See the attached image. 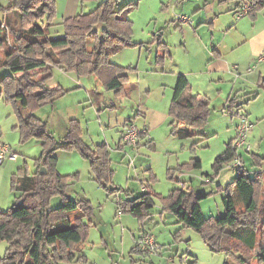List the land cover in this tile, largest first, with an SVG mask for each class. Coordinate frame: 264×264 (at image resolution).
Returning a JSON list of instances; mask_svg holds the SVG:
<instances>
[{
  "label": "rangeland",
  "instance_id": "374dc122",
  "mask_svg": "<svg viewBox=\"0 0 264 264\" xmlns=\"http://www.w3.org/2000/svg\"><path fill=\"white\" fill-rule=\"evenodd\" d=\"M53 1L52 26L47 29L40 22L34 34L59 36L63 34V19L88 13L102 0ZM117 1L118 5L129 1L136 3L129 13L131 40L141 43L124 47L110 58L111 62L125 67L120 91L106 89L94 75H78L75 71H64L52 66L45 85L56 87L63 93L58 94L53 101L29 109L45 122L52 136L56 170L66 175L69 182L67 195L73 199L86 198L90 201L94 226L89 241L93 243L86 242L85 247H80L76 254H81L83 250L90 264H187L185 259H193L194 264H223L225 254L212 252L196 230L177 223L175 215L165 208L161 197L174 189H191L195 194L203 195L199 199L202 213L207 219H213L223 213L222 198L229 190L236 209L243 208L232 183L238 169L228 163L215 175L213 163L223 151L224 143L231 137L234 140L233 128L246 117V121L251 124L248 135L250 150H242V156L247 154L250 157L243 162L250 176H254V172L264 171V86L252 88L260 93L256 99L247 98L244 92L249 90L247 86L250 80L255 81L258 73L248 76L249 80L241 76L236 85L240 89L238 97L242 98L238 108L235 104L228 109V104L221 107L222 104L218 106L215 103V109L210 110L201 129L183 125L192 133L187 137H178L170 132V80H174L176 73L187 69L190 57H203L199 52L206 34L200 28L197 30L201 21H204L201 22L204 25L208 24L217 15L213 19L215 28L209 30L213 36L212 42L224 43L222 51L225 56L239 65L238 60H246L249 54L248 45L241 41L242 33L250 35L256 29L264 31V11L258 13L255 29L252 30L253 20L248 14L237 18L236 12L226 11L229 3L217 5V0H208L210 2L205 6V0ZM5 2L0 0V4L4 5ZM198 6L203 8L198 10ZM200 10L207 16L200 15ZM179 16L189 21H178ZM45 19L46 16L41 17L44 22ZM0 22L1 30L7 36L0 46L1 61L4 50L12 45L14 35L26 26L21 24L19 11L5 10L4 7L0 8ZM236 42L240 44L231 49ZM258 69L262 71L260 85H263L264 65L256 59L249 70ZM44 74L45 69H35L28 73V77L39 80ZM5 75L12 73L0 63V79ZM224 78H216L214 82L222 95L227 92L232 81L229 76ZM90 93L95 96L93 104ZM127 121H131L139 131L146 130L144 135L139 133L138 148L132 149L127 145L119 148L121 132ZM72 123L80 129L75 136L90 150L103 143L108 147L112 173L105 184L96 178L80 147L69 142L73 139L68 134L69 126L73 128ZM43 141L38 136L21 139L16 105L5 100V91L0 83V145L8 149L0 162V211H6L14 203L16 192L11 187L12 177L23 172L33 173L37 169L43 153ZM250 152L257 155L258 162L252 163L254 157ZM12 153L16 155L14 158L9 157ZM196 159L200 161V167L192 166ZM260 181L256 192L259 202L263 199L264 189V181L261 178ZM145 186L156 193L153 205L148 209L149 216L139 219L129 211L121 212L118 202L143 193ZM111 187H117L118 191L110 190ZM60 204V196L51 198L52 207ZM115 214H122L121 219ZM259 220L260 217L257 218ZM143 223L145 231L153 236L156 243V249L147 255L133 251ZM259 234L264 239V228L260 227ZM5 250L6 241L0 239V258ZM59 264L68 263L62 261ZM249 264H264V261L258 260L254 254Z\"/></svg>",
  "mask_w": 264,
  "mask_h": 264
},
{
  "label": "trees",
  "instance_id": "16d2710c",
  "mask_svg": "<svg viewBox=\"0 0 264 264\" xmlns=\"http://www.w3.org/2000/svg\"><path fill=\"white\" fill-rule=\"evenodd\" d=\"M5 1L4 5L0 4V8L19 11L21 24L26 28L18 30L12 45L4 50L0 63L6 65L12 75H5L0 83L5 91V100L16 105L21 139L41 137L44 147L33 173L23 172L11 179V187L16 194L14 203L6 211H0V239L6 241L0 264L84 262L83 257L76 252L78 245L86 240L92 225L90 201L86 198L73 199L67 195L69 182L66 175L56 170L52 136L45 122L29 109L53 101L58 94L63 93L56 87L45 85L52 66L64 71H75L78 75H94L106 89L120 91L125 67L111 62L110 58L122 48L136 44L131 40L132 23L129 17L136 3L129 1L117 5V0H102L88 13L63 19V34L53 36L33 32L40 22L47 29L52 26L53 0ZM250 1L248 15L255 17L264 8V0ZM42 16H46L45 22L41 20ZM1 25L2 22L0 46L7 38ZM35 69H45L44 76L39 80L28 77V73ZM17 74L20 76L16 77ZM188 89L186 76L179 74L168 110L171 116L170 132L178 137H187L192 133L183 125L201 129L210 111L208 101L192 96ZM239 106L237 104L236 107ZM72 125L73 128L69 126L68 134L73 139L69 142L80 147L96 178L105 184L112 173L108 147L103 143L90 150L75 136L80 130L78 126L75 123ZM234 157L231 140L214 159V174H218ZM192 166L200 167V161L194 160ZM41 167L46 170L44 174H40ZM237 171L232 183L243 208L236 209L235 200L227 190L222 198L223 213L213 219H207L202 213L199 199L203 195H197L191 189H174L168 195L160 196L165 208L175 215L177 223L196 230L212 252L225 254L223 264H249L254 254L258 260L264 261V239L259 234L260 227L264 228V189L263 199L259 202L256 192L261 181L256 176L248 175L246 168ZM145 188L143 193L118 202V206L139 219L149 215L148 209L153 205L156 193ZM110 190L118 191V188L111 187ZM54 196H60L61 199L57 207L50 205ZM133 248V251L145 255L149 253L141 250L138 242ZM189 263L194 264V260H189Z\"/></svg>",
  "mask_w": 264,
  "mask_h": 264
},
{
  "label": "crops",
  "instance_id": "0c3cea01",
  "mask_svg": "<svg viewBox=\"0 0 264 264\" xmlns=\"http://www.w3.org/2000/svg\"><path fill=\"white\" fill-rule=\"evenodd\" d=\"M210 1L205 0L204 6L207 3H209ZM217 2H218L217 5H220L222 2H225L227 4L229 3L230 5H227L226 11L232 10V11L236 12V10L239 8L240 4L242 2H246V1L245 0H233L232 2H230V0H217ZM250 2L251 1L249 0L246 3H250ZM117 5H118V1H117ZM200 8H203V7H199L198 10ZM201 11L202 10H200V15H202L203 17L207 16L206 14H202L203 12H201ZM262 11H264V10L258 11L255 17H251L249 15L251 17V19L253 20L252 30L255 29L254 25H256V23H257L258 13H262ZM173 16H174V14L171 15V17H173ZM216 17H217V15H214L213 19ZM213 19L210 23L205 24V25L201 23L204 21H201L197 27V30H198V28H200L199 30H201L202 33L206 34L205 39H202V43H201L202 47L200 48V52H199V55L202 53L203 57H201V58H197L198 56L190 57L187 60V69H183L180 72L176 73L175 75L173 74L174 80L171 79L170 84L172 85L171 89L173 92V88H174V85L176 83L177 76L179 74H184L186 76L188 82H189V89H188L189 93L192 96H195L199 99L203 98V99L207 100L209 103L210 110L215 109L216 105L215 106L213 105L215 103H218V106H219V104H222L221 107H224V106H226V104H228L227 108L231 109V107L233 106L232 104H235L237 106V104H240V101H242V98L240 99L238 97L240 89H238L236 86L237 81L239 79H241V76L242 77L245 76L249 80L248 76H251L253 74L255 75L256 72L258 73L257 77L255 78V81L250 80L249 86H247V89H249V90L244 92V94L247 96V98L252 97V98L256 99L260 95V93H258L257 91L255 92V89L253 90L252 88L256 85L257 86H264V84L260 85L262 71H260L259 69L255 70V71L249 70V67L251 66V64L254 63V61L258 58V56L262 52V49L264 48V31L256 29V31L254 30V32L250 33V35H248L246 33L245 34L242 33L243 38L241 41L248 45L249 54H248V58L246 60H238V63H239V65H238L237 63H233V61L231 59H228L225 56V54L223 53L222 47L224 46V43H222L221 41L212 42L213 36H212V33L209 32V30H213V28H215L214 27L215 26V24H214L215 20L213 21ZM178 21L187 22L185 20H182L180 16L178 17ZM135 43H137V42H135ZM137 44L141 45V43L140 44L137 43ZM238 44H240V43L236 42L234 45H232L231 49L235 48ZM184 45L186 46V43ZM140 48H141V46H140ZM156 52H158V50ZM260 62H261V65H264L263 64L264 61H260ZM162 70H164V69H162ZM235 70H236V73H234ZM171 73H173V72H171ZM225 76H229V78H232V81H231V86H229L227 89V92L222 95L221 89L217 88L216 85L214 84V82H215L216 78L220 79V80H222V79L224 80ZM262 80L264 81V79H262ZM172 92H171V96H172ZM89 98L93 104L95 96L90 93ZM224 98H226V99L224 100ZM212 106H214V107H212ZM209 113H210V111H209ZM259 119L260 118H258V120ZM254 128H255V126H254ZM233 129H234V136H235L236 126ZM145 133H146L145 129L140 130L141 135H144ZM232 139H233V137L228 139V141H226L224 144L231 141ZM120 141L118 144L119 148H123L122 145H125V144H123V142H122V132H121V140ZM138 145H137V148H138ZM118 150H120V149H118ZM118 152H120V151H118ZM250 153H252V152H250ZM256 156H257L256 154L252 153V158L254 157V159L252 160V163L258 162V158ZM249 157H250L249 155L244 154L243 155V161L246 158L249 159ZM244 165L246 167L245 162H244ZM253 175L256 176L259 180L261 178L262 181H264V171L263 170L254 172ZM119 208H120L121 212L124 211L121 207H119ZM115 215L117 216V218H120L122 214H119V215L115 214ZM93 223H94V221L92 220V225L88 229L87 238L84 242H82L84 244L78 245L77 252L79 251L80 247L81 248L85 247L86 242H92L89 240H90L92 229L94 226ZM140 230H141V232L145 231L144 223H143V225H141ZM100 236H101L102 241H104L103 236L101 234H100ZM101 239H100V242H101ZM136 244H137V242H136ZM78 255H81L83 257V259H82V261H84L83 264H90V261H89L88 257L84 254L83 250H81V254H78ZM71 263H73V262H71ZM68 264H70V263H68Z\"/></svg>",
  "mask_w": 264,
  "mask_h": 264
},
{
  "label": "built area",
  "instance_id": "2783aa9c",
  "mask_svg": "<svg viewBox=\"0 0 264 264\" xmlns=\"http://www.w3.org/2000/svg\"><path fill=\"white\" fill-rule=\"evenodd\" d=\"M250 7H251L250 3L242 2L239 8L236 10L237 18L248 14ZM181 19L185 21H189V19H186V17L184 16H181ZM257 61L258 62L264 61V48L262 49V52L258 56ZM250 130H251V124L246 121V117H243L242 120L236 125V134L234 140L232 141V147L235 150V157L233 158V160L230 162L229 165L231 167L237 168L238 170H244L245 168L242 157V150H245L246 152H249L250 150V146L248 144V135ZM139 133L140 131L131 121L126 122L122 130L123 144L129 146L132 149L137 148L139 142ZM7 151L8 149L5 146L0 145V162L5 157ZM15 156H16L15 153L9 155V157L11 158H14ZM137 242L141 250L152 252L156 249V243L153 236L146 231L140 233ZM189 260L190 259H185V262L187 264H190ZM77 264H83V262H78Z\"/></svg>",
  "mask_w": 264,
  "mask_h": 264
},
{
  "label": "water",
  "instance_id": "95a60500",
  "mask_svg": "<svg viewBox=\"0 0 264 264\" xmlns=\"http://www.w3.org/2000/svg\"><path fill=\"white\" fill-rule=\"evenodd\" d=\"M46 172L45 168L44 167H41L40 168V174H44Z\"/></svg>",
  "mask_w": 264,
  "mask_h": 264
}]
</instances>
